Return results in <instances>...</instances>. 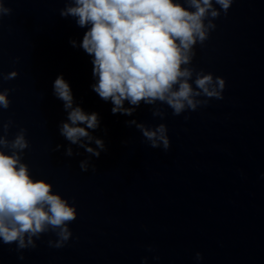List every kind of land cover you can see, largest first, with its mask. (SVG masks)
Wrapping results in <instances>:
<instances>
[{
    "label": "clouds",
    "instance_id": "9594fccd",
    "mask_svg": "<svg viewBox=\"0 0 264 264\" xmlns=\"http://www.w3.org/2000/svg\"><path fill=\"white\" fill-rule=\"evenodd\" d=\"M64 2L66 6L60 10V16H71L78 27L87 29L79 46L92 57V75L96 83L91 87L101 100L111 102L112 114L131 116L141 103L156 105L159 102L179 116L208 103L207 99L198 97L223 99L225 80L203 70L196 71L191 65L195 46L209 38L210 31L216 28L213 20L221 11L227 14L234 0H184L183 4L174 0ZM11 11L4 0H0V18L10 15ZM70 43L77 46L75 40ZM17 75L16 71L7 75L0 73V80H11ZM10 91H0V108H9ZM53 92L68 112V122L61 124L60 134L98 158L101 151H106L105 142L88 131L100 127L98 113L88 114L79 106L73 107L72 89L63 75L54 80ZM125 101L131 107L125 108ZM164 115L160 109L153 111V116L163 118ZM11 123V120L0 123V130L6 133ZM126 123L135 125L152 148L161 143L165 151L170 148L166 125L149 129L135 120ZM104 131L107 133L106 129ZM82 139L94 141L100 151L81 143ZM28 147L23 128L12 140L0 135V241L9 245L15 243L20 251L35 248L34 238L39 239L51 231L57 240H49V246L60 248L72 236L68 225L76 219L77 211L67 199L53 192L50 183L32 178L28 165L22 162L23 151ZM61 147L58 144L55 150L59 151ZM5 148L11 153L3 151ZM65 155H74L70 147L65 150ZM79 167L82 171L88 170L86 161ZM195 259H203L202 254L197 252Z\"/></svg>",
    "mask_w": 264,
    "mask_h": 264
}]
</instances>
